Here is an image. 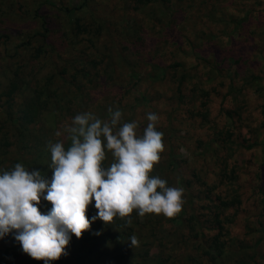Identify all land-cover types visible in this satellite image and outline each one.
Returning a JSON list of instances; mask_svg holds the SVG:
<instances>
[{
	"label": "rangeland",
	"instance_id": "obj_1",
	"mask_svg": "<svg viewBox=\"0 0 264 264\" xmlns=\"http://www.w3.org/2000/svg\"><path fill=\"white\" fill-rule=\"evenodd\" d=\"M134 1L85 0L74 12L87 28L76 33L61 8L83 0H0V172L21 163L50 181L48 143L62 140L55 132L79 113L107 119L109 107L119 109L140 131L155 112L165 151L152 175L183 188L181 213L134 211L130 225L96 220L53 264H74L77 254L95 264L94 243L107 264H123L122 251L131 264H264V0ZM41 21L44 41L35 35ZM14 81L13 110L33 90L49 95L28 126L37 146L23 157L18 121L3 122ZM112 162L108 153L105 166ZM39 207L47 213L52 205ZM96 214L93 201L87 215ZM36 261L15 232L0 239V264Z\"/></svg>",
	"mask_w": 264,
	"mask_h": 264
},
{
	"label": "clouds",
	"instance_id": "obj_2",
	"mask_svg": "<svg viewBox=\"0 0 264 264\" xmlns=\"http://www.w3.org/2000/svg\"><path fill=\"white\" fill-rule=\"evenodd\" d=\"M107 111V119L79 113L55 132L63 139L48 143L50 181L21 163L0 172V239L15 232L24 253L52 264L68 254L71 237L80 239L96 220L110 225L119 218L130 225L134 211L140 217L181 213L183 188L152 175L165 151L159 115L148 112L147 126L138 131V123L125 122L121 110ZM65 141L70 142L67 150ZM108 153L114 162L105 166ZM42 200L52 205L47 213L40 210ZM93 201L97 214L89 219ZM130 244L139 245L135 235Z\"/></svg>",
	"mask_w": 264,
	"mask_h": 264
},
{
	"label": "trees",
	"instance_id": "obj_3",
	"mask_svg": "<svg viewBox=\"0 0 264 264\" xmlns=\"http://www.w3.org/2000/svg\"><path fill=\"white\" fill-rule=\"evenodd\" d=\"M166 2L167 0H160V2ZM179 1V0H177ZM137 5H147L150 4L151 2H154V0H135L134 1ZM86 6L85 0H83V2L79 5H77L75 8H71V7H62L61 11L63 13V15L70 19L71 22H73L74 25V30L76 31V33H84L87 26L82 25L81 23H79V18L77 17L76 13L74 12V10L76 9H80V8H84ZM45 23L43 21H41L40 23V27L42 29V31L39 33L37 32L35 35L39 36L41 41H44L47 37H46V28L44 27ZM132 29V28H131ZM43 48L37 47L35 49V55L36 57L43 53ZM171 66L174 67H180V64L178 63H173L171 62L170 64ZM173 67V68H174ZM167 68V67H166ZM17 70V68H16ZM134 72L132 71V74ZM163 76L162 72L160 74V78ZM158 77V76H156ZM71 83L74 82V77H71ZM73 87L75 88V90L79 89L77 82L73 84ZM9 91L7 92L8 97L7 100H5V104L6 107L4 108V120L3 122L10 121L12 120V116L14 115L15 120L18 121L19 123V133L17 135L16 133V144H17V150H18V155L22 156L24 155V153H30V147H35L37 146V144L35 143L36 141H34L35 136L32 135L30 132H28V126H30L31 124H33V121L36 119V117L38 116L39 112L41 111V109L43 107H45V104L47 102V100L49 99V95L46 94L45 91L42 90H36V91H32V95L30 97H23L22 99V103L19 104L18 109L13 110L12 107H10V104L12 103V99L13 97H11V95L18 90L17 88V81H14L13 83H10V87L8 89ZM87 94V92H83L82 95H72L71 99H74V97H85ZM263 131H264V123L262 122L261 124ZM22 129V131H21ZM15 131L17 132V129H15ZM32 131V130H30ZM25 132V133H24ZM33 145V146H32ZM171 147H169L170 149ZM264 149V147H263ZM21 161V160H18ZM24 161V160H22ZM27 164V163H26ZM172 162H168L166 163V166L169 167L171 166ZM37 167L35 166L34 170H36ZM215 223L218 224V221L215 220ZM198 235H200V232L198 233ZM94 247L91 248L88 252H91V255L95 258L94 259V263L95 264H107V263H101L98 259L99 253L97 251L96 248H98L97 246H99V244L94 243L93 245ZM94 249V250H93ZM93 251V252H92ZM121 257L123 258V264H131L129 262V258L127 257V254L122 251ZM73 263L74 264H85L84 262V258L80 255L77 254L74 256L73 258ZM36 264H44L43 261H36ZM53 264V262H52Z\"/></svg>",
	"mask_w": 264,
	"mask_h": 264
}]
</instances>
